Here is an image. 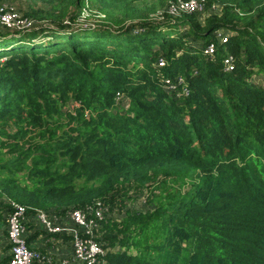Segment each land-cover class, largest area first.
Instances as JSON below:
<instances>
[{"label":"trees","instance_id":"1","mask_svg":"<svg viewBox=\"0 0 264 264\" xmlns=\"http://www.w3.org/2000/svg\"><path fill=\"white\" fill-rule=\"evenodd\" d=\"M19 1L25 33L39 34L14 41L0 26V264L10 200L27 208L33 249L51 236L39 210L101 200L111 214L96 239L111 264H264V86L252 81L264 75V0H208L120 30L74 27L89 0ZM137 1L99 0L125 17Z\"/></svg>","mask_w":264,"mask_h":264},{"label":"built area","instance_id":"2","mask_svg":"<svg viewBox=\"0 0 264 264\" xmlns=\"http://www.w3.org/2000/svg\"><path fill=\"white\" fill-rule=\"evenodd\" d=\"M208 0H169L165 9L153 15V20L162 21L166 16L171 18L181 17L184 14L205 12ZM217 6L213 4V7ZM33 22L23 17L13 5L4 3L0 6V26H6L13 30L25 29ZM222 42H227L229 36H221ZM216 44L210 43L204 49V54L213 56L216 52ZM165 61L160 60L159 66ZM226 70L235 68V60L232 55L225 57ZM180 82H183L181 79ZM171 89H176L169 79L166 80ZM186 94L189 93L184 89ZM13 211L9 214V240L12 243L11 258L8 263L2 264H37L50 262V255L30 248L26 241V206L10 200ZM71 220V226L57 222V217L45 211H38V219L52 234H69L73 244V256L71 261L76 264H111L107 258L108 250L97 239L96 234L107 216V206L101 200L86 207H78L67 212Z\"/></svg>","mask_w":264,"mask_h":264},{"label":"rangeland","instance_id":"3","mask_svg":"<svg viewBox=\"0 0 264 264\" xmlns=\"http://www.w3.org/2000/svg\"><path fill=\"white\" fill-rule=\"evenodd\" d=\"M168 1L169 0H164L163 3H161L160 0H149V1L148 0L147 1L140 0V1H137L134 4L132 3V5H131L132 8L127 12V14H129V16L125 17L126 12L123 13V11L119 8H116L115 10L113 9V12H111V14H109V13H106L100 9L101 6H100L99 0H89L88 4L86 5V10L84 11V15L82 16V18L79 21L75 22L73 25L76 28L79 26H87V25H91L92 27H96L99 25L100 26L101 25H106V26L110 25V27L113 28L114 30H120L121 28L119 26H122V25L131 26L133 23L141 22V16H145L144 20L150 21V22H157V23L168 22L169 18H171V17H165V19H163L162 21L153 20V15L161 12V10L164 9L162 6L167 4ZM36 2H37V6H42V1H40V0H38V1L33 0L31 3L33 5H36ZM4 3L11 4L15 8H18V9L21 8V4H20L21 2L19 0H9V1H6ZM153 7L155 9H153ZM212 8L216 9L217 6H215V7L212 6ZM73 9L74 8H71V10H73ZM107 10H108V8H107ZM109 11H110V8H109ZM111 17H112V19H111ZM200 19L201 20L205 19V15H202L200 17ZM67 20H69V19L66 18L65 22H67ZM115 20H121L122 23L118 24L115 22ZM175 21H176V19L174 20V18H173V22L171 21V23H174ZM42 24L47 25V24H51V23L49 21H45ZM33 27H34V23L31 26H29L28 28L19 29L21 31L2 28V34H11L7 38H13L14 41L18 40V38L21 39L24 36L26 38L34 37V36L37 37L39 33L36 31L25 33V31H29ZM17 32L22 33V34L15 36V33H17ZM221 32L227 33V34H225L227 36L230 35L229 34L230 30H222ZM219 33H217V34H219ZM23 34H24V36H22ZM252 81L256 84H260V85L264 86V75L260 74V73L256 74L252 77ZM124 103L126 104L127 101H125ZM135 206H140V201H137ZM109 213L111 214V210L107 206V215ZM112 215H114V211L112 212Z\"/></svg>","mask_w":264,"mask_h":264},{"label":"crops","instance_id":"4","mask_svg":"<svg viewBox=\"0 0 264 264\" xmlns=\"http://www.w3.org/2000/svg\"><path fill=\"white\" fill-rule=\"evenodd\" d=\"M57 217V222L62 225L71 226V220L69 219L67 213L64 215L53 214ZM30 218H26V222H29ZM35 225L38 223L45 229L44 225L40 223L38 216L34 219ZM39 227V226H38ZM40 228V227H39ZM30 234V233H29ZM51 234L48 238L40 234L33 239L32 245L34 248L44 255H50L52 261L42 262L37 264H76L71 261L73 256V244L71 235L69 234Z\"/></svg>","mask_w":264,"mask_h":264}]
</instances>
